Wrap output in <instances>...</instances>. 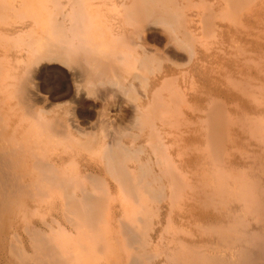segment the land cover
Listing matches in <instances>:
<instances>
[{"label": "bare ground", "instance_id": "1", "mask_svg": "<svg viewBox=\"0 0 264 264\" xmlns=\"http://www.w3.org/2000/svg\"><path fill=\"white\" fill-rule=\"evenodd\" d=\"M262 29L264 0H0V264H264Z\"/></svg>", "mask_w": 264, "mask_h": 264}, {"label": "rangeland", "instance_id": "2", "mask_svg": "<svg viewBox=\"0 0 264 264\" xmlns=\"http://www.w3.org/2000/svg\"><path fill=\"white\" fill-rule=\"evenodd\" d=\"M252 26H253V24H251ZM255 25V24H254ZM260 25V24H259ZM259 25H257V26H253V27H251V28H259V27H261V25L259 26ZM261 28H263V27H261ZM252 30V29H251ZM264 29H262V31H263ZM254 31H256V29L254 30ZM258 31V30H257ZM250 32H252V31H250ZM259 32L261 33V30H259ZM258 33V32H257ZM262 34V36L260 35L259 36V33H258V36L259 37H261V38H259V37H257V38H252V37H254L255 36V34L254 35H252V36H250V38H252L253 40V45H254V47L256 48V54H258L257 55V58H256V60H255V65L256 66H258L259 64H260V62L262 61V58H260L259 57V55H261L260 53H258L260 50L259 49H261V45H264V38H262V37H264V35H263V33H261ZM245 36V35H244ZM224 39H227V38H224ZM229 39V38H228ZM203 40L207 43V41H210L209 40V38H203ZM243 40H245V39H243ZM243 43H245V41L243 42ZM256 45H258V46H256ZM258 47V48H257ZM61 64H59L58 63V61H54L53 60V62L51 61V62H49V60H45L44 62H41V64H39V66L38 67H40V68H44V69H46L47 71H49V73H51V72H55L56 74L57 73H59L60 72V68H61ZM260 69V68H259ZM116 110L115 111H118V108H115ZM119 112L121 113L120 115L121 116H123V113L119 110ZM244 140V139H243ZM254 142H255V144L253 143L250 147H258V144H259V142H256L255 140H254ZM244 143V142H243ZM248 144H250V143H248ZM245 146V145H244ZM29 204H31V201H30V203ZM45 209V208H44ZM30 214V213H29ZM36 218V220H37V217H35ZM35 218H33V220L35 219ZM21 235L24 237V236H26V234H25V232L24 231H22V233H21Z\"/></svg>", "mask_w": 264, "mask_h": 264}]
</instances>
